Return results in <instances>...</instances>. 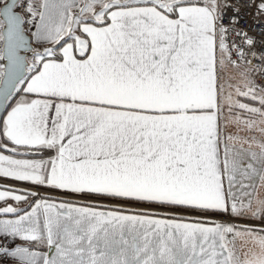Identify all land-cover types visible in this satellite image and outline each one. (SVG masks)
<instances>
[{"label": "snow or ice", "instance_id": "snow-or-ice-1", "mask_svg": "<svg viewBox=\"0 0 264 264\" xmlns=\"http://www.w3.org/2000/svg\"><path fill=\"white\" fill-rule=\"evenodd\" d=\"M0 180V264H264V0H0Z\"/></svg>", "mask_w": 264, "mask_h": 264}, {"label": "built area", "instance_id": "built-area-1", "mask_svg": "<svg viewBox=\"0 0 264 264\" xmlns=\"http://www.w3.org/2000/svg\"><path fill=\"white\" fill-rule=\"evenodd\" d=\"M245 27H247V25H244ZM252 34V33H250ZM0 183H7L11 186L14 187H18V188H25L28 187V185L24 184V183H17V182H13V181H4V180H0ZM40 191L46 195L52 196L54 198H59V199H65V198H75V199H80L79 197H69L66 196L65 194L59 192V191H52V190H47V189H40Z\"/></svg>", "mask_w": 264, "mask_h": 264}, {"label": "crops", "instance_id": "crops-1", "mask_svg": "<svg viewBox=\"0 0 264 264\" xmlns=\"http://www.w3.org/2000/svg\"><path fill=\"white\" fill-rule=\"evenodd\" d=\"M8 181H10V180H8ZM0 184H2V183H0ZM258 194H259L260 197H264V188H260ZM55 199L60 200L59 198H55ZM21 206L23 207L24 205H21Z\"/></svg>", "mask_w": 264, "mask_h": 264}, {"label": "rangeland", "instance_id": "rangeland-1", "mask_svg": "<svg viewBox=\"0 0 264 264\" xmlns=\"http://www.w3.org/2000/svg\"><path fill=\"white\" fill-rule=\"evenodd\" d=\"M255 135L257 136L258 139L260 138V133L258 131L255 133Z\"/></svg>", "mask_w": 264, "mask_h": 264}]
</instances>
